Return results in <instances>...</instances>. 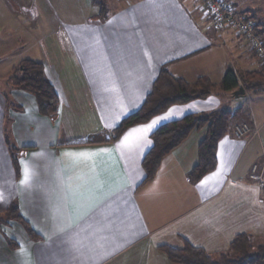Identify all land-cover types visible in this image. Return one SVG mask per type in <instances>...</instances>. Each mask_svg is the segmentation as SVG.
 Instances as JSON below:
<instances>
[{
	"label": "crops",
	"instance_id": "crops-1",
	"mask_svg": "<svg viewBox=\"0 0 264 264\" xmlns=\"http://www.w3.org/2000/svg\"><path fill=\"white\" fill-rule=\"evenodd\" d=\"M1 48L10 73L23 60L41 62L60 106L55 118L44 116L33 95L0 85V215L17 204L23 218L8 224L20 243L0 234V264H175L162 246L191 244L218 256L239 234L264 237V193L251 179L254 166L264 175V92L173 106L113 138L162 68L214 84L229 68L239 77L263 68L243 35L211 28L200 0H0ZM225 96L233 119L216 169L190 181L204 137L194 130L143 184L152 132L215 111ZM244 123L251 135L236 138Z\"/></svg>",
	"mask_w": 264,
	"mask_h": 264
},
{
	"label": "trees",
	"instance_id": "trees-1",
	"mask_svg": "<svg viewBox=\"0 0 264 264\" xmlns=\"http://www.w3.org/2000/svg\"><path fill=\"white\" fill-rule=\"evenodd\" d=\"M99 3L102 5V2ZM16 74L20 75L15 80L14 86L37 99L42 115L55 118L59 112V98L53 84L45 76L43 64L30 59L23 60L14 68V75ZM241 84L248 91L264 92V67L260 71L248 72L241 77L229 68L222 79L221 88L232 95ZM216 88L217 85L206 76L189 83L175 77L166 68H162L141 108L120 123L114 130L113 138L117 140L129 128L147 124L173 106L206 99L214 94ZM232 119L230 110H215L207 114H189L180 120L159 126L151 134L153 145L143 159L142 167L145 172L143 184L156 176L163 159L168 154L180 147L194 130L199 129H205L206 136L199 144V161L188 176L191 182L197 183L213 172L217 167L218 143L229 134ZM10 151L18 176L19 159L15 153L16 149L11 147ZM22 219L17 204H12L0 217V220L4 222ZM28 232L33 234L30 229ZM161 249L175 264H264V245L256 247L253 236L249 234L237 235L229 251L220 253L218 256L211 255L205 249L191 244H186L183 248L162 246Z\"/></svg>",
	"mask_w": 264,
	"mask_h": 264
},
{
	"label": "built area",
	"instance_id": "built-area-1",
	"mask_svg": "<svg viewBox=\"0 0 264 264\" xmlns=\"http://www.w3.org/2000/svg\"><path fill=\"white\" fill-rule=\"evenodd\" d=\"M200 1L201 10L206 19L210 21L211 28L221 31L230 27L243 35L264 67V36L257 24L250 17L239 12L237 6L230 0ZM251 133L252 129L246 123L236 126L233 132L236 138H248ZM251 179L264 190V175L258 173L257 166L252 169Z\"/></svg>",
	"mask_w": 264,
	"mask_h": 264
},
{
	"label": "rangeland",
	"instance_id": "rangeland-1",
	"mask_svg": "<svg viewBox=\"0 0 264 264\" xmlns=\"http://www.w3.org/2000/svg\"><path fill=\"white\" fill-rule=\"evenodd\" d=\"M65 1H66V3H71L73 0H65ZM98 1L99 2L103 1L105 3H108L111 0H98ZM230 1L235 3L239 12L250 17L257 24L258 29L261 31L262 35L264 36V0H230ZM27 22H28V25L32 24V23H30V21H27ZM39 27L43 28L41 25ZM13 28H16V27H9V29H13ZM5 31H6V29H5ZM14 48H15V44L13 43L10 50L13 51ZM2 51H3V48L0 49V59L4 58L3 57L4 53ZM4 59H5V61H1V63H0V85L2 86V88L7 90L8 89L7 86L10 83L13 84L20 74L14 75V69L12 70V73H10V66H11L12 61L6 60V58H4ZM216 82H217L216 84L218 87L216 88L214 94L220 95V94L226 93L221 88L220 81H216ZM214 94H213V96H214ZM224 98L225 99H223V97H222L220 99V101H223V104L220 105L218 108H215L214 110H230L232 112L231 109H232V105H233L232 103L233 102L232 101L230 102L229 98L226 99V96ZM199 100H202V99H199ZM207 103L208 102H204V105H207ZM194 106H195V104H194ZM210 111H212V110H210ZM210 111H208V112H210ZM199 114H207V111L201 112ZM230 129H231V124H230ZM234 129H233V131H234ZM199 130H196V131H199ZM200 131H201L200 133L205 137L206 136V130L201 129ZM263 193H264V190H263ZM1 216H3V214L0 215V217ZM12 223H13V220H7L5 222L3 220H0V234H3L4 236L8 237V242H9V239L10 240L14 239L17 241V243H20L21 237L18 233V230H12V227H9V225H12ZM253 242H254V245L256 247L259 245H264V237H253Z\"/></svg>",
	"mask_w": 264,
	"mask_h": 264
},
{
	"label": "snow or ice",
	"instance_id": "snow-or-ice-1",
	"mask_svg": "<svg viewBox=\"0 0 264 264\" xmlns=\"http://www.w3.org/2000/svg\"><path fill=\"white\" fill-rule=\"evenodd\" d=\"M154 123H155V121L153 122V124H154ZM151 127H152V124L148 125L147 128L137 129L136 131H137V132H146V131H148ZM130 135H131V134H130ZM127 140H128V137H125V142H127ZM66 155L71 156V155H73V154H66ZM23 176H24V179L21 181V183L24 184V185H27V184L30 182V174H29V172H28L27 169H25V171H24V173H23ZM69 194H70V195H73V196L76 195L75 193L72 192L71 189H69Z\"/></svg>",
	"mask_w": 264,
	"mask_h": 264
},
{
	"label": "water",
	"instance_id": "water-1",
	"mask_svg": "<svg viewBox=\"0 0 264 264\" xmlns=\"http://www.w3.org/2000/svg\"><path fill=\"white\" fill-rule=\"evenodd\" d=\"M246 95V90L243 85H240L239 88L232 94L234 99H240Z\"/></svg>",
	"mask_w": 264,
	"mask_h": 264
}]
</instances>
